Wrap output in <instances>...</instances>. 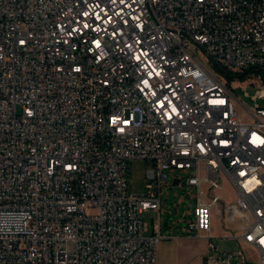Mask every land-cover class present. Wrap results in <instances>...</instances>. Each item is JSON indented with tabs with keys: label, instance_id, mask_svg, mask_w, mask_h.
Segmentation results:
<instances>
[{
	"label": "built area",
	"instance_id": "1",
	"mask_svg": "<svg viewBox=\"0 0 264 264\" xmlns=\"http://www.w3.org/2000/svg\"><path fill=\"white\" fill-rule=\"evenodd\" d=\"M170 169L204 262L264 264V0H0V264H158Z\"/></svg>",
	"mask_w": 264,
	"mask_h": 264
},
{
	"label": "rangeland",
	"instance_id": "2",
	"mask_svg": "<svg viewBox=\"0 0 264 264\" xmlns=\"http://www.w3.org/2000/svg\"><path fill=\"white\" fill-rule=\"evenodd\" d=\"M200 59L210 68L208 60L199 55ZM247 85V91L250 95L255 94L256 88L248 84L246 81L237 82V94L249 106H253L255 102L245 96V92L240 88L241 85ZM262 103V101H260ZM152 167V163L144 160H133L128 163V183L130 194H140L145 191L146 171ZM169 181L164 182L162 189V205H161V229L188 230V223L194 217V207L196 204L197 188L186 184L187 176L192 174L190 170L170 169L166 171ZM175 178H181L182 181L178 185H173ZM222 196L234 201L233 188L228 181H225V190L221 192ZM145 221L150 228L157 223V212L149 211L144 214ZM168 221V223H167ZM224 221V220H223ZM222 221V222H223ZM167 223V224H166ZM224 224L225 221L223 222ZM222 223V224H223ZM239 234V232L237 233ZM223 248L229 247L228 244L221 245ZM258 262L259 259H254Z\"/></svg>",
	"mask_w": 264,
	"mask_h": 264
},
{
	"label": "crops",
	"instance_id": "3",
	"mask_svg": "<svg viewBox=\"0 0 264 264\" xmlns=\"http://www.w3.org/2000/svg\"><path fill=\"white\" fill-rule=\"evenodd\" d=\"M154 212V211H153ZM223 220L217 215L213 216V235L215 243L224 250L242 249L248 261L258 259L256 251L241 242L232 238L236 232V225L224 224ZM223 223V224H222ZM155 232V225L152 228L148 225V235ZM161 233L165 238L158 246V264H206L204 258L208 254V240L205 237H198L189 233L188 230L177 231L175 229L164 230ZM228 244L229 247H221Z\"/></svg>",
	"mask_w": 264,
	"mask_h": 264
},
{
	"label": "water",
	"instance_id": "4",
	"mask_svg": "<svg viewBox=\"0 0 264 264\" xmlns=\"http://www.w3.org/2000/svg\"><path fill=\"white\" fill-rule=\"evenodd\" d=\"M178 184H180V179H176L174 182H173V185H178ZM167 223H168V221H167ZM166 223V224H167Z\"/></svg>",
	"mask_w": 264,
	"mask_h": 264
},
{
	"label": "trees",
	"instance_id": "5",
	"mask_svg": "<svg viewBox=\"0 0 264 264\" xmlns=\"http://www.w3.org/2000/svg\"><path fill=\"white\" fill-rule=\"evenodd\" d=\"M217 69V68H216ZM223 73V72H222Z\"/></svg>",
	"mask_w": 264,
	"mask_h": 264
}]
</instances>
